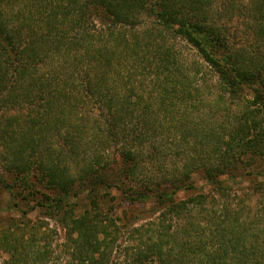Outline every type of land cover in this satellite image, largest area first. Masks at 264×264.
Returning <instances> with one entry per match:
<instances>
[{
	"label": "trees",
	"instance_id": "obj_1",
	"mask_svg": "<svg viewBox=\"0 0 264 264\" xmlns=\"http://www.w3.org/2000/svg\"><path fill=\"white\" fill-rule=\"evenodd\" d=\"M176 39L239 101L230 128L189 126L203 64L181 66ZM170 129L184 152L165 147ZM262 162L264 0H0V213H21L0 225L2 264H110L99 205L113 188L160 216L121 264H264V207L246 220L221 201L225 176L264 194ZM195 174L213 193L177 199ZM81 198L92 211L76 216ZM36 209L65 229L70 260H45Z\"/></svg>",
	"mask_w": 264,
	"mask_h": 264
},
{
	"label": "rangeland",
	"instance_id": "obj_2",
	"mask_svg": "<svg viewBox=\"0 0 264 264\" xmlns=\"http://www.w3.org/2000/svg\"><path fill=\"white\" fill-rule=\"evenodd\" d=\"M236 22L234 20L233 24ZM235 25V24H234ZM247 38V37H246ZM251 41V39L248 37ZM173 48V52L177 55L181 62V66L188 70L198 68L199 64H203L201 71L203 76L195 81L194 86H197L198 97L200 100L196 102V106L187 109L189 126L198 127L197 130L209 137L211 133L219 130L220 126L231 127V123L235 122V115L239 114L242 110L238 100L232 99L228 94H225L217 87V78L209 67H207L192 47L181 39L172 40L169 42ZM195 64V65H193ZM194 68V69H193ZM248 99V95L244 96ZM234 115V116H232ZM188 122V121H187ZM230 122V123H229ZM221 133V132H220ZM176 139L172 138V129L168 131L165 138V147L171 153L173 150L183 151L180 144L175 147ZM176 148V149H175ZM185 148V146H184ZM184 152V151H183ZM179 157L169 156L162 160L165 169L172 171L173 168L180 169L182 161ZM264 165V162H262ZM71 165V164H70ZM74 165V164H73ZM71 167V173H75V165ZM224 185H228V189L221 197V201L231 206L232 209L240 211L242 219H250L259 214V211L264 207V194L255 192L254 187L247 180H242L241 177H222ZM196 189L189 193H179L177 199H184L189 194L195 193H213L199 174L193 177ZM258 180H264V171ZM7 195L1 198L2 207L6 206ZM211 205L205 204V208L209 209ZM102 221L106 224L107 236L105 242L110 244L107 252L108 260H112L110 264H121L122 260L127 259L130 250L142 241H147L150 238V228L156 229L159 225V213H154L150 202L139 203L136 200H131L129 195L123 194L120 190L113 188L110 196H107L104 201L99 205ZM86 209L89 210L88 202L81 198L77 211L75 213L82 214ZM0 225L6 226L10 220H16L18 223L21 221V213L16 210H4L0 213ZM263 214V211L261 212ZM30 224H35L40 227L38 236H41V242L37 243L39 246L43 244L45 247L46 255L45 260H70L69 251L67 249L65 239V229L62 225L54 219H49L43 216L39 209L28 214ZM159 219V220H158ZM170 220V219H168ZM264 221L257 225L262 235L264 232ZM167 221H165V224ZM182 225L183 220H179ZM177 224H173V228L177 230ZM172 231V227L171 230ZM30 232L25 231L24 238H29ZM102 234L101 236H104ZM7 258L6 253L0 248V264ZM33 260V257H30Z\"/></svg>",
	"mask_w": 264,
	"mask_h": 264
}]
</instances>
